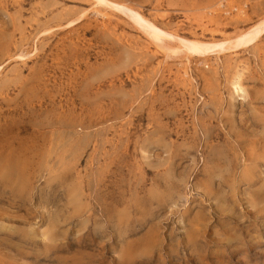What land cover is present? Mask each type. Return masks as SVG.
Here are the masks:
<instances>
[{"label":"rangeland","instance_id":"374dc122","mask_svg":"<svg viewBox=\"0 0 264 264\" xmlns=\"http://www.w3.org/2000/svg\"><path fill=\"white\" fill-rule=\"evenodd\" d=\"M111 1L208 42L264 20ZM178 47L97 0H0V264H264V33Z\"/></svg>","mask_w":264,"mask_h":264},{"label":"bare ground","instance_id":"6f19581e","mask_svg":"<svg viewBox=\"0 0 264 264\" xmlns=\"http://www.w3.org/2000/svg\"><path fill=\"white\" fill-rule=\"evenodd\" d=\"M100 4H107L114 7L120 12L127 15L133 22H135L153 41L159 43L164 41V38H173L179 42L180 51H186L189 55H206L211 52H227L246 48L253 42L258 40L264 33V20L258 23L251 29L242 32L241 34L231 39L221 40L218 42H208L197 39L183 38L173 33L165 31L156 23L143 15L134 7L113 2L111 0H97ZM159 45V44H158Z\"/></svg>","mask_w":264,"mask_h":264}]
</instances>
